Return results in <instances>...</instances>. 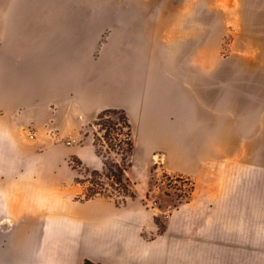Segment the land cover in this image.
Here are the masks:
<instances>
[{
  "label": "crops",
  "instance_id": "0c3cea01",
  "mask_svg": "<svg viewBox=\"0 0 264 264\" xmlns=\"http://www.w3.org/2000/svg\"><path fill=\"white\" fill-rule=\"evenodd\" d=\"M240 1L236 17L231 0H0V264H243V218L223 184L213 206L206 196L227 140L216 135L215 81L236 75L246 113L263 102L264 51L236 57L237 73L215 72L232 22L241 47L263 49L264 1ZM104 109H123L139 131L138 177L157 152L192 181L162 231L137 180V198L120 205L75 199L69 158L104 170L91 137Z\"/></svg>",
  "mask_w": 264,
  "mask_h": 264
},
{
  "label": "rangeland",
  "instance_id": "374dc122",
  "mask_svg": "<svg viewBox=\"0 0 264 264\" xmlns=\"http://www.w3.org/2000/svg\"><path fill=\"white\" fill-rule=\"evenodd\" d=\"M231 3L233 16H241V1L231 0ZM241 39L240 27L235 22H232L226 26L225 32L217 40V67L215 70L217 78L225 71H231V73L239 71L236 57L247 55L251 52L260 54L261 51H264V36L259 38L262 40L260 42L263 45L262 50L241 47ZM236 68L238 69L235 71ZM258 72L263 78L262 81L258 82L259 94L263 95L261 97L263 102L262 104L259 102L256 113L254 105V111L246 113L243 110V106L238 103V99H235L236 95L240 93V81L235 79L236 75L232 74V80L217 79L215 81L216 135L217 137L224 135L227 140L224 144L215 146L214 179L216 180V185L210 188L206 194L209 204L213 206L219 198V189L221 184H223L225 199L226 201L230 200L229 202L233 206L235 213L233 215H240L243 218L242 233H247V240L240 242L242 244V256L240 259H242L243 264H264V58H259ZM235 93L236 95L234 96ZM229 95H232V99L228 98ZM111 117L115 118V115H111ZM220 127L223 129L220 130ZM99 130L98 125L92 127L91 137L93 141L95 140L94 133H97V135L101 134ZM132 132L133 141L137 140L139 131L137 128L132 127ZM230 138L231 140L229 141ZM235 139L238 141L236 142ZM245 141H248V144H245ZM98 144L100 152L106 155L105 145H101L99 142ZM155 154L157 152L153 154V161L156 159ZM131 158L132 154L130 162ZM210 158L212 159L213 156L210 155ZM158 164H151L147 177L144 179L137 176L136 164L130 165L127 168L128 173L126 172L125 174L133 191L132 180H137L138 189L142 191L143 195L142 202L157 209L160 213L157 218L160 230L164 226L167 213H171L175 208L190 200L192 186L191 184L184 185L183 182L179 181V176L184 174L168 172L161 163L160 166ZM78 177L83 180L82 189L91 186L89 180H103L106 184L107 192L114 195L113 189L108 184L111 183L110 179L97 175L91 176L82 170ZM102 198L110 200L114 198L120 203L125 202L127 199H132L116 195L112 198ZM136 198L137 193L135 192V198L133 199ZM240 204L241 210H239ZM234 227L239 228L238 226ZM234 245L235 242H233V248H236ZM239 257L235 258L233 256L232 261H237Z\"/></svg>",
  "mask_w": 264,
  "mask_h": 264
},
{
  "label": "trees",
  "instance_id": "16d2710c",
  "mask_svg": "<svg viewBox=\"0 0 264 264\" xmlns=\"http://www.w3.org/2000/svg\"><path fill=\"white\" fill-rule=\"evenodd\" d=\"M111 115H115L112 118ZM94 125H98L101 132L100 135L94 133L95 140L93 144L96 153L103 159L104 170H91L84 166L81 160L75 156L69 158V165L76 171L74 178L75 183L83 184L78 175L80 171L86 172L88 175H97L106 179H110L108 183L113 189V193L106 190V184L103 180H89L91 186L82 189L80 195L75 199L85 201L96 197L112 198L113 196L135 198V192L131 189L129 179L126 177V170L131 165L130 156L134 149L133 132L131 123L126 112L123 109H104L100 111L94 120ZM98 142L105 145L106 155L98 149ZM112 154V155H111ZM116 205H120L118 200L114 199ZM164 226L160 229L162 231ZM83 264H96L85 260Z\"/></svg>",
  "mask_w": 264,
  "mask_h": 264
},
{
  "label": "built area",
  "instance_id": "2783aa9c",
  "mask_svg": "<svg viewBox=\"0 0 264 264\" xmlns=\"http://www.w3.org/2000/svg\"><path fill=\"white\" fill-rule=\"evenodd\" d=\"M28 136L30 138H33L32 134H29ZM67 143H70V141H67ZM155 156H156V159L154 160L155 163H160L161 162V154L157 153V154H155ZM179 181L183 182L184 185L191 184V186H192V181H191V179L188 176L180 175L179 176Z\"/></svg>",
  "mask_w": 264,
  "mask_h": 264
}]
</instances>
